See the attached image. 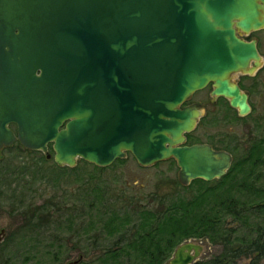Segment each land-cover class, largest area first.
I'll use <instances>...</instances> for the list:
<instances>
[{
	"label": "water",
	"instance_id": "95a60500",
	"mask_svg": "<svg viewBox=\"0 0 264 264\" xmlns=\"http://www.w3.org/2000/svg\"><path fill=\"white\" fill-rule=\"evenodd\" d=\"M261 29L264 0H0V150L18 142L69 168L173 158L182 185L220 179L232 156L183 145L203 110L180 106L211 84L248 115L232 75L261 57L238 35ZM201 250L182 244L169 264Z\"/></svg>",
	"mask_w": 264,
	"mask_h": 264
},
{
	"label": "trees",
	"instance_id": "16d2710c",
	"mask_svg": "<svg viewBox=\"0 0 264 264\" xmlns=\"http://www.w3.org/2000/svg\"><path fill=\"white\" fill-rule=\"evenodd\" d=\"M236 141L234 139V148L220 142L233 156L224 176L211 182L197 179L186 187L175 180L172 192L150 196L156 208L119 209L116 203L104 199L103 194L96 196L99 202L83 199L88 201L85 203L90 209L97 207L96 223L88 225L85 230L87 235L88 231L94 233L86 238L90 245L87 249L99 250L94 263L165 264L184 241L196 239L217 246L219 250L211 258L192 264H239L241 259L248 260L247 264H260L264 259V134L251 140L244 150ZM1 151L34 158L33 165H21L24 173L32 170L36 174L43 164L51 161L48 168L51 175L71 172L78 177V167H58L52 156L46 160L40 152L25 150L18 142ZM49 151L53 155L50 146ZM80 162L90 166L83 160ZM92 167L99 172L107 169ZM3 171L5 176L10 174ZM10 188L11 183L0 175V191L6 192L2 189ZM26 209L24 218L30 224L27 232L39 234L49 230L51 216L45 207ZM59 241L58 237L50 242L57 250H62L61 244L56 245ZM59 255L55 260L59 261Z\"/></svg>",
	"mask_w": 264,
	"mask_h": 264
},
{
	"label": "rangeland",
	"instance_id": "374dc122",
	"mask_svg": "<svg viewBox=\"0 0 264 264\" xmlns=\"http://www.w3.org/2000/svg\"><path fill=\"white\" fill-rule=\"evenodd\" d=\"M253 37L258 40V50L264 60V31L255 33ZM232 77L237 83L238 76ZM261 78H264V69L255 78L239 80L241 87L250 91L251 112L243 117L233 109L230 113H224L225 121H229V125L225 127L207 128L205 122L212 116L217 121L221 120L225 111L224 107H228V103H219L216 100L211 102L209 92L212 87L194 94L189 99V103H201L203 116L195 131L191 133L193 137L206 140L208 135L224 133L229 138V148H234V139H236L237 145L243 150L251 140L261 137L264 134V128L261 129L259 125L260 118L264 119V112L260 106L263 100L258 97V89L255 87L256 81H260ZM251 81L254 82V87ZM120 160L123 161L106 167L107 169L103 172L94 170L91 164L88 166L77 160L75 167H78L76 171L78 177L76 178L71 172L51 175L48 172V168L52 165L51 161L43 164L41 171L36 174L32 170L24 173L20 169L21 165H33L34 158L25 154L11 155L0 150V175H4L6 182L11 183L10 190L0 191V230L4 231V237L0 241V264H68L77 260L78 254L75 252L78 251L77 249L71 250L74 251L73 254H60L59 262H53V258L47 255L46 251L57 250L55 244L51 245L52 239L58 237L67 239L81 228L83 232L78 233L87 235L86 227L96 223L97 207L90 209L86 204L88 201H85L86 203L83 201L85 198L99 202L96 196L103 194L104 199L116 203L119 209L133 211L139 206L155 207L156 203L150 197L155 193L172 192L171 186H175L178 172L174 163L163 161L151 167H140L129 154ZM258 169L261 170V167ZM3 170L9 171L10 174L5 176ZM2 187L5 188L4 185ZM40 207L48 210L51 216L50 221L53 222L50 224L49 221V230L45 232L29 233L27 227L30 224L24 218L26 208ZM91 234L94 235L88 231L87 236ZM62 243L63 241L60 240L56 245H62ZM201 246L202 250L196 261L207 260L219 250V247L206 241ZM90 263L96 264L93 258H86L85 264ZM247 263L246 259L239 261V264ZM165 264H169V261ZM260 264H264V259L260 261Z\"/></svg>",
	"mask_w": 264,
	"mask_h": 264
},
{
	"label": "flooded vegetation",
	"instance_id": "af4514ba",
	"mask_svg": "<svg viewBox=\"0 0 264 264\" xmlns=\"http://www.w3.org/2000/svg\"><path fill=\"white\" fill-rule=\"evenodd\" d=\"M260 31H264V29H261V30H258V31H254V32H250L249 34H247V35H245V34H240V35H238L241 39H243L244 41H252V40H255L256 41V47H257V50H258V40H257V38L256 37H253L254 36V34L255 33H257V32H260ZM258 53H259V50H258ZM259 55H260V53H259ZM261 57V56H260ZM261 66L258 68V70L253 74V75H248V74H234V75H232V76H238V81H237V83L236 82H234V83H236V85L239 87V89L243 92V93H246L247 94V102H248V105H249V107H250V112H251V106H250V103H249V97H250V91L249 90H247V89H245V88H243V87H241V85H240V82H239V80H241L242 78H245V79H248V78H255L260 72H262V70L264 69V60L261 58ZM252 65V64H251ZM232 80H233V77H232ZM254 81V80H253ZM253 81H251V85L254 87V82ZM207 87H212L211 86V84H209ZM206 87V88H207ZM255 87H256V89H258V97H261L262 98V105H260L261 106V109H262V111L264 112V78H261L260 79V81H256V83H255ZM206 88H204V89H206ZM203 89V90H204ZM203 90H200V91H197V92H195L194 94H196V93H199V92H201V91H203ZM211 91H212V89H211ZM211 91L209 92V95H210V93H211ZM194 94H192L181 106H180V108H182L183 106H189V105H194V104H197V105H199L201 108H202V106H201V103H198V102H196V103H189V99L192 97V96H194ZM210 97H211V102L213 101H219V103H221V102H227L228 103V107H224V109H225V111H223V118H224V120H223V118L220 120V119H218L219 121H217V120H215V118H214V116H212V117H210V118H208V120H206V126H207V128L208 127H210V128H218L219 126H223V127H225L226 125H229V121L227 120V121H225V119H226V116L224 117V113H230V110L231 109H233V108H231L230 107V105H229V102H228V100L227 99H225V98H223V97H218V98H216V99H213L212 98V96L210 95ZM203 110V109H202ZM235 110V112H237V110L236 109H233V111ZM249 112V113H250ZM237 114H238V112H237ZM202 116H203V114H202ZM202 116L198 119V122H197V124L198 123H200V119L202 118ZM223 120V121H222ZM262 121H263V123H262ZM197 124H196V126H195V128H194V130H192L190 133H186V134H184V137H185V142H184V144L183 145H186V146H191V145H198V144H204V145H208V146H210L213 150H215V151H224V152H227V153H229L230 155H231V153L230 152H228L226 149H225V147H223V146H221V144H220V142H222L224 145H226V144H229V138H227V134H224V133H218V134H216V135H208L207 136V139L206 140H202V139H198V138H194L193 137V135L191 134L192 132H194L195 131V129H196V127H197ZM259 125H260V128L262 129V128H264V119L263 118H260V123H259ZM129 153H127L126 154V156L128 155ZM130 155V154H129ZM232 156V155H231ZM167 162H173L174 164H175V166L177 167V169H178V166H177V164H176V161L173 159V158H170V159H168V160H166ZM163 162V161H162ZM232 162H233V156H232ZM232 164V163H231ZM178 171H179V169H178ZM197 180V179H196ZM201 180V179H200ZM215 180H217V179H215ZM177 181H178V183L180 184V185H182L180 182H179V180H178V172H177ZM194 181V180H193ZM204 181V180H203ZM213 181V180H212ZM192 182V181H191ZM190 182V183H191ZM211 182V181H210ZM190 183L188 184V185H190ZM188 185H182V186H188ZM88 236L87 235H84V234H81V233H73L72 235H70L67 239H65V237L64 238H62V239H60L61 241H63V243H62V246H64V249H62V250H56V251H51V250H47L46 251V254L47 255H50L52 258H53V262L55 261V262H59V261H57V260H55V257L56 256H58L59 254H73L74 253V251H71L72 249H77L78 251H75V252H77V254H78V258H77V260H74V261H72L71 263H68V264H85V261H86V258H88V257H90V258H96V256L99 254V250L97 251V250H92V249H87V247H89L90 245L88 244V242H87V240H86V238H87ZM192 241H194V243L192 242ZM193 243V244H198V245H201L204 241H200V240H196V239H189V240H186V241H184V243H182V244H185V243ZM195 242H198V243H195ZM67 244L70 246H67ZM181 244V245H182ZM58 245H60V244H58ZM202 247V246H201ZM178 248V247H177ZM176 248V249H177ZM176 249H175V251H176ZM173 254H174V252H173ZM173 256V255H172ZM171 256V257H172ZM85 259V260H84ZM171 259V258H170ZM170 261V260H169ZM36 262V261H35Z\"/></svg>",
	"mask_w": 264,
	"mask_h": 264
}]
</instances>
